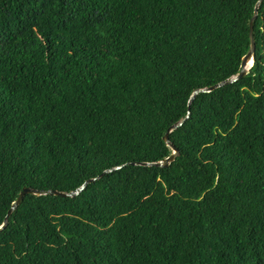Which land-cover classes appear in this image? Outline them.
Masks as SVG:
<instances>
[{
  "label": "trees",
  "instance_id": "16d2710c",
  "mask_svg": "<svg viewBox=\"0 0 264 264\" xmlns=\"http://www.w3.org/2000/svg\"><path fill=\"white\" fill-rule=\"evenodd\" d=\"M259 2L0 0V264H264Z\"/></svg>",
  "mask_w": 264,
  "mask_h": 264
},
{
  "label": "water",
  "instance_id": "95a60500",
  "mask_svg": "<svg viewBox=\"0 0 264 264\" xmlns=\"http://www.w3.org/2000/svg\"><path fill=\"white\" fill-rule=\"evenodd\" d=\"M263 0H260V2L258 3V6L259 4L262 2ZM258 6L256 8V16H257V9H258ZM254 19L251 21L250 23V38H251V47H250V51L248 52V54L243 58L242 60V65H241V72L240 74L238 75V77H236L235 79H232V80H228L220 85H217L215 87H212L210 88L209 90H204V91H197L195 93V95L193 96V98H191L190 100V105L193 103V101H195V99L201 95V94H210L220 88H223L225 86H230V85H233L235 84L237 81L245 78L248 74V72L251 70L253 64H254V54H255V51H256V46H255V42H254V39H253V22H254ZM183 126V123L177 125V126H174L173 128H171L167 135L164 136L163 140L164 142H166V144L171 148L173 149V154L172 156H170L169 158L167 159H164L160 162H156V163H140L138 165L140 166H144V167H161V168H167L170 166V164L172 162H174V160L179 156L180 152L179 150H177L173 145L170 144V141H169V135L177 130L178 128L182 127ZM116 169H119V168H116ZM112 170H108V172H105L101 177L97 178V179H94V180H91V181H88L81 189H79L75 194H72V195H66V194H60V193H56V192H37V191H34V190H30V189H24L23 192L20 194L19 198L17 199V202L13 205L12 209L10 210V212L8 213V216L5 220V225L3 227L0 228V231L6 229V226H7V221L8 219L11 217V215L14 213V211H16V209L21 205V203L23 202L24 198L26 196H36V197H43V196H51V195H54V196H62V197H69V196H75V195H78L81 191H83L88 185L100 180L102 177H104L105 175L111 173Z\"/></svg>",
  "mask_w": 264,
  "mask_h": 264
}]
</instances>
